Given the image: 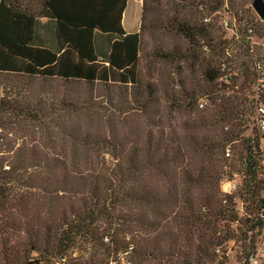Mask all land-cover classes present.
Here are the masks:
<instances>
[{"label": "trees", "instance_id": "trees-1", "mask_svg": "<svg viewBox=\"0 0 264 264\" xmlns=\"http://www.w3.org/2000/svg\"><path fill=\"white\" fill-rule=\"evenodd\" d=\"M163 2L143 0L141 32L126 34L129 0H0V76L13 81L0 93V236L23 231L21 264L75 251L89 255L80 264H210L231 243L248 264L263 246L264 21L239 17L228 46L208 17L162 18ZM179 2L207 16L235 7ZM149 12L152 34L180 44L146 49ZM162 62L176 79L159 81Z\"/></svg>", "mask_w": 264, "mask_h": 264}, {"label": "rangeland", "instance_id": "rangeland-1", "mask_svg": "<svg viewBox=\"0 0 264 264\" xmlns=\"http://www.w3.org/2000/svg\"><path fill=\"white\" fill-rule=\"evenodd\" d=\"M141 0H137L136 2L134 1L128 11L127 14V18H126V26L128 27V22H130L131 24V29L132 30H137L141 21V11H142V4H141ZM230 6L234 5L235 7L232 8H228V12L225 11H221L219 14L215 13L211 16H207V15H203L198 9L197 7H189V8H185V5L183 3H180L179 0H164L162 7L160 8V13L163 11L162 14V18L166 19V17H169V19L175 18V11L179 10L180 15L182 17H187V19H190L193 23H200L201 20H203L205 17L210 18L212 20L211 25L214 28V34L216 36V41H227L229 42L228 46H238L239 42H238V30L240 28V24L238 22V18L241 17L245 22H250L252 23V21H255L254 19V13L256 14V12L254 11L252 4H253V0H230L229 2ZM187 7V6H186ZM149 15H147L146 18V23H147V27H149L148 30V36L145 37V47L147 50H149L150 52H154L155 51V43L158 42L159 45H161L162 43L169 47V46H174L175 44H180L179 39L177 36H175L174 34H167L164 33L162 31H153L154 35L152 34V28H153V23L155 25V20L156 18H160V14L156 13L153 14V12H149ZM226 15L227 17H229V25L228 27H225L223 25V19L222 16ZM257 15V14H256ZM258 16V15H257ZM210 20V21H211ZM152 23V25H151ZM152 26V28H151ZM258 34H261L264 36V23H260V25L258 26L257 29ZM39 33L43 36H51L52 33V28L48 27V26H39ZM181 44L182 41H181ZM187 66L184 65L183 71L185 73V75L187 77L190 78H199L201 75V67L197 66L196 67V72L195 73H191L187 68ZM157 70H160L162 74H159L158 72L153 71V68L148 69V67L145 65L144 67V73H146L148 76L150 75H156L158 76L156 73H158L159 76V81L162 79H169L171 76V80L173 78H177L176 75V70L177 67L174 64H167V63H160L159 65L156 66ZM233 72L235 71V68L233 66ZM171 74V75H170ZM10 80L7 79L6 77L0 76V93L2 92V87L3 88H7L10 89V87L12 86L13 81H7ZM34 88L37 87V85L35 84L33 86ZM171 88V87H170ZM178 90V87H177ZM165 103V101H164ZM208 102H205L204 105L207 106ZM239 146V143L234 144V146L231 147V149H239L237 148ZM235 161L237 163V165H240V162L237 158V156H235ZM227 180L230 181H224L222 182L221 185V189L223 192H227L230 193L233 191L234 187H233V183L235 186L239 185L241 180L240 178L236 175L235 178L229 179L227 178ZM50 203V202H48ZM51 206L54 207V203L53 205L51 204ZM241 206V205H240ZM222 228L220 227V230ZM24 233L23 231L19 232V230H14V228L12 229H8V231L6 232L5 236L1 237L0 236V264H21L22 259V250H24L25 248V241H24ZM263 246H264V236H263ZM17 251H19V256L17 255ZM217 258H216V262L214 263H210V264H245V259L242 256V250L240 245H235L233 243H231L226 251H217L216 252ZM29 256L31 258L37 257L34 254H29ZM89 255H87L85 252H81V251H75L73 252V254L71 256H69L68 258L64 259V260H60V259H55L54 261H52L50 264H80L83 262L84 259H86ZM179 259V257H178ZM178 259H173V260H164V262L162 264H177ZM263 264H264V257H263ZM157 262H152V264H156ZM209 264V263H208Z\"/></svg>", "mask_w": 264, "mask_h": 264}, {"label": "crops", "instance_id": "crops-1", "mask_svg": "<svg viewBox=\"0 0 264 264\" xmlns=\"http://www.w3.org/2000/svg\"><path fill=\"white\" fill-rule=\"evenodd\" d=\"M136 2L137 0H129V3H128V7L124 13V17H123V27H124V30L126 32V34H136V33H140L141 32V28H142V14H143V0H141V4H142V11H141V21H140V24H139V27L137 30H132L131 29V24L130 22H128V27L126 26V18H127V14H128V11L132 5L133 2ZM41 23L39 26H47L48 25V20L43 18L40 20ZM48 27H51L52 28V33H51V36H43L39 33V28L37 30V33L40 37V42L44 45V46H47V47H50V48H54L55 45H56V37H55V28L53 26V24H51V26L49 25Z\"/></svg>", "mask_w": 264, "mask_h": 264}, {"label": "built area", "instance_id": "built-area-1", "mask_svg": "<svg viewBox=\"0 0 264 264\" xmlns=\"http://www.w3.org/2000/svg\"><path fill=\"white\" fill-rule=\"evenodd\" d=\"M205 22H210V19H205ZM223 25L225 27H228L229 23L227 19H223ZM259 113L264 114V107L260 106ZM258 126L261 132L264 133V117H261V119L258 121ZM261 150L264 151V141L261 143ZM229 156V154L227 155ZM234 189L236 186L233 183ZM233 189V190H234ZM263 257H264V246H259L256 252L249 258L248 264H263Z\"/></svg>", "mask_w": 264, "mask_h": 264}, {"label": "water", "instance_id": "water-1", "mask_svg": "<svg viewBox=\"0 0 264 264\" xmlns=\"http://www.w3.org/2000/svg\"><path fill=\"white\" fill-rule=\"evenodd\" d=\"M252 7L258 17L264 21V0H253ZM100 30V28H98Z\"/></svg>", "mask_w": 264, "mask_h": 264}]
</instances>
